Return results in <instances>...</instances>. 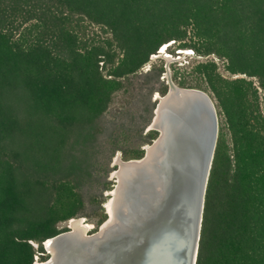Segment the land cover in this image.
Returning a JSON list of instances; mask_svg holds the SVG:
<instances>
[{
    "label": "trees",
    "instance_id": "trees-1",
    "mask_svg": "<svg viewBox=\"0 0 264 264\" xmlns=\"http://www.w3.org/2000/svg\"><path fill=\"white\" fill-rule=\"evenodd\" d=\"M82 20L109 36L88 43ZM171 40L243 75L212 59L194 78L172 73L222 120L195 264H264V0H0V264H33L66 230L56 224L83 204L101 116L133 76L161 82L162 64L141 68Z\"/></svg>",
    "mask_w": 264,
    "mask_h": 264
},
{
    "label": "water",
    "instance_id": "water-1",
    "mask_svg": "<svg viewBox=\"0 0 264 264\" xmlns=\"http://www.w3.org/2000/svg\"><path fill=\"white\" fill-rule=\"evenodd\" d=\"M167 81L168 88L154 109V113L158 109L160 130L155 129L158 135L153 143L162 138L165 142L162 190L154 191L152 201L143 200L148 206L137 209L131 204L127 211L120 209L119 224L87 241L83 250L87 264L196 262L205 191L218 135V115L207 92L180 87L171 78ZM178 97L181 99L178 103L183 106L177 111L171 103ZM129 160L132 159L123 161ZM122 175L121 190H126V196L134 203L141 202L135 190L136 180L133 182L128 174ZM42 244L45 248L44 241Z\"/></svg>",
    "mask_w": 264,
    "mask_h": 264
},
{
    "label": "rangeland",
    "instance_id": "rangeland-1",
    "mask_svg": "<svg viewBox=\"0 0 264 264\" xmlns=\"http://www.w3.org/2000/svg\"><path fill=\"white\" fill-rule=\"evenodd\" d=\"M79 24L83 31L80 36L87 39L88 43L93 40L102 41L109 36L104 30L94 24H89L85 20H82ZM180 47L177 42L174 43L171 40L166 44L162 52H160L162 47H159L156 53L151 54L148 62L141 68V72H146L153 63H156V66L162 64L165 71L160 76L161 82H156L153 76H149L148 78L141 75L133 76L131 83H127L122 90L114 95L110 106L100 118L103 131L98 136L95 154L92 156L91 176L79 189L83 204L77 215L73 216L74 218L83 217L87 223L91 224L92 227L88 233L98 231L101 223L97 224V222L102 215H105V219L107 218L104 204L110 198L109 192L114 190L117 185V179L113 176V172L119 168V164L115 163V158L119 155L120 159L124 160L121 156V149L139 147L146 153L144 148L146 145H151L155 139H150L146 133L153 121L154 109L159 99L156 96H162V94L156 91L149 94L148 88L151 86L158 89L165 84L168 88V78H171L178 85L172 79V73L177 68L180 72L185 71L189 79L194 78V75L191 73L195 69L196 64L210 59L217 62L219 70L224 75L229 77L243 76L230 75L224 70L222 61L213 54L200 55L192 48ZM192 82H194L193 79ZM203 86L205 87L204 84ZM260 95H262V92H260ZM261 108L264 109L263 102H261ZM220 120L218 115V125ZM110 134H112L111 137ZM69 221L70 218L58 222L56 224L57 229L69 230ZM33 244L34 248L38 247L37 243ZM42 248L43 252L35 254L34 261L43 262L48 258V253L43 244Z\"/></svg>",
    "mask_w": 264,
    "mask_h": 264
},
{
    "label": "bare ground",
    "instance_id": "bare-ground-1",
    "mask_svg": "<svg viewBox=\"0 0 264 264\" xmlns=\"http://www.w3.org/2000/svg\"><path fill=\"white\" fill-rule=\"evenodd\" d=\"M162 46V50L164 49ZM169 57L168 54H166ZM161 96L157 95L156 98ZM180 97L174 99L171 103L172 106L178 111L182 103H178ZM157 112L155 110L153 121L149 129L160 130L157 121ZM146 154L142 158L132 159L129 162H124L120 159L119 155L115 158V163L119 164V168L113 172V176L116 177L117 185L114 190L109 192L110 198L105 202L104 207L106 209L107 218L101 223L97 232L90 234L88 231L91 229V224L87 223L83 217L71 218L69 221V230L63 231L51 238L44 241L45 250L49 257L43 262L34 261L33 264H87V260L84 255V248H86L87 241L92 240L94 236H98L103 232H107L113 226L119 224V210L127 211L129 206L133 204L137 209L142 205L148 206L143 200L152 201L154 191L162 190L161 176L163 158L165 154V142L164 139L154 141L151 145H146ZM127 168L132 171L123 170ZM122 170L124 172H122ZM122 174H128V177L132 178L136 186L137 193L140 194L141 202H133L126 196V190H121ZM131 182H129L130 184ZM128 184V185H129ZM131 186L132 183H131ZM120 187V188H119ZM144 209L142 208L141 211ZM90 250V249H89ZM91 251V250H90Z\"/></svg>",
    "mask_w": 264,
    "mask_h": 264
}]
</instances>
